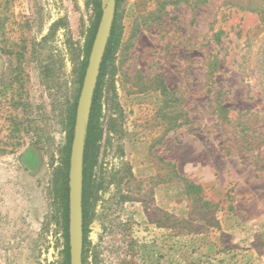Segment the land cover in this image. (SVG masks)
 <instances>
[{"label": "rangeland", "instance_id": "rangeland-1", "mask_svg": "<svg viewBox=\"0 0 264 264\" xmlns=\"http://www.w3.org/2000/svg\"><path fill=\"white\" fill-rule=\"evenodd\" d=\"M170 1L118 11L86 264H264V0ZM93 10L0 0V264L64 263L56 177Z\"/></svg>", "mask_w": 264, "mask_h": 264}, {"label": "trees", "instance_id": "trees-1", "mask_svg": "<svg viewBox=\"0 0 264 264\" xmlns=\"http://www.w3.org/2000/svg\"><path fill=\"white\" fill-rule=\"evenodd\" d=\"M211 0H171L168 3H165L164 6L172 5V6H180V5H205ZM227 1L231 7H239L242 9V5L238 2L240 0H225ZM122 0H117V9H116V17L113 24V29L111 33V37L106 49L105 57L103 60L102 68H101V75L98 81V85L95 91L94 99H93V107L90 117V122L87 128V135H86V147H85V159H84V193H83V208H84V233H85V243L86 238L88 235V226L90 224V214H91V200L94 195V172L95 168L98 164V157L99 151L101 148V142L104 136V129L101 123V114H102V105H101V97H102V79L104 78L108 63L113 58L116 47L118 43V34H117V22H118V11L120 9ZM93 8H94V18L93 22L89 28L88 36L86 39L85 45V53H84V61L81 63L79 67V75L81 85L84 80L86 68L88 65V59L90 56V52L92 49V45L95 39V35L98 29L99 22L101 20L102 11H103V4L100 0H93ZM156 20H161V12H159ZM257 74L259 85L262 87L264 91V48L261 49L259 55L257 56ZM161 91L163 94L167 95L169 93L168 88L161 82ZM223 117L226 118L227 110L221 108L220 110ZM75 118H76V109H73L71 113V117L69 119L68 124V143L64 148L63 151V158L61 167L58 170L57 177H56V186H57V194L60 199V204L62 208V219H63V226H64V239H65V249H64V263L63 264H70V257H69V167H70V153H71V145L73 139V129L75 125ZM240 119H246L242 117ZM249 121V119L247 120ZM111 131H113L111 129ZM183 180V179H181ZM187 187V191L189 194L193 193H201L202 189L195 184H192L186 180H183ZM103 187V181L99 184V189ZM87 252L84 251L83 262L84 264L87 263Z\"/></svg>", "mask_w": 264, "mask_h": 264}, {"label": "water", "instance_id": "water-1", "mask_svg": "<svg viewBox=\"0 0 264 264\" xmlns=\"http://www.w3.org/2000/svg\"><path fill=\"white\" fill-rule=\"evenodd\" d=\"M117 0L103 5L101 20L92 45L83 85L78 100L69 167V257L70 264H84V159L87 128L93 99L101 74L106 49L116 17ZM35 151H29L23 163H37Z\"/></svg>", "mask_w": 264, "mask_h": 264}]
</instances>
